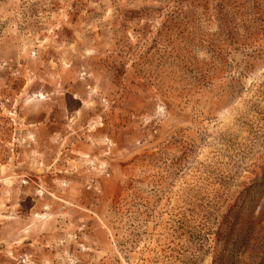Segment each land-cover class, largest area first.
Returning a JSON list of instances; mask_svg holds the SVG:
<instances>
[{"label": "rangeland", "instance_id": "rangeland-1", "mask_svg": "<svg viewBox=\"0 0 264 264\" xmlns=\"http://www.w3.org/2000/svg\"><path fill=\"white\" fill-rule=\"evenodd\" d=\"M0 264H264V0H0Z\"/></svg>", "mask_w": 264, "mask_h": 264}]
</instances>
